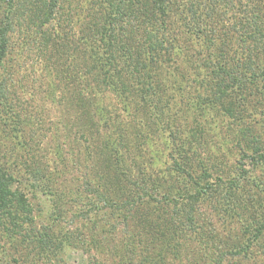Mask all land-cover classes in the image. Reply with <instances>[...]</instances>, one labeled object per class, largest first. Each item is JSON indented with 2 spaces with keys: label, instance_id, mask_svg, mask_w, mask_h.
<instances>
[{
  "label": "rangeland",
  "instance_id": "obj_1",
  "mask_svg": "<svg viewBox=\"0 0 264 264\" xmlns=\"http://www.w3.org/2000/svg\"><path fill=\"white\" fill-rule=\"evenodd\" d=\"M16 2L10 7L0 0V19L6 16L9 21L0 84L14 111L12 119L7 112L0 118V148L12 150V145H17L15 140H22L24 143L17 146L26 165L19 164V173L40 167V177L46 180H32L34 195L25 189L33 207V227L46 224L45 215L50 210L59 209L68 219V223L54 224L53 233L74 234V246L47 263H112L106 241L109 235L105 239L98 216H73V222L69 220L73 212L87 207L84 193L76 189H84L88 178L96 184L106 182L117 201L128 196L118 192L122 186L112 182L113 173L105 157L108 149L104 148V143L111 142L124 155L132 173L145 180L146 189H153L148 176L159 178L161 194L157 199L161 205L151 201L142 208L140 222L130 228L138 229L144 240L149 238L144 233L153 226L163 233L174 227L176 237L167 238L171 244L165 264H264V233L255 243L241 231L242 226L253 227L256 210L263 213L264 163L240 164V148L253 154L264 139V84L252 86L248 82L240 87L235 80V87L228 89L215 75L214 64L222 56L233 67L231 75L238 78L247 63L257 72L264 63L263 41L239 44L238 34L231 31L229 46L208 57L175 26L181 50L168 63L164 59L151 68L154 88L145 92L125 68L129 87H124L125 92H115L104 82L103 71L83 53L94 39L91 33L102 25L104 0H64L62 9L48 20L42 16L41 0ZM253 2L264 30V0L249 1ZM172 3V17H177L180 9ZM240 4L241 0H235L233 7L221 6L214 19L220 30L227 31L235 22L243 21ZM119 56L127 66L129 58ZM10 135L19 139L12 140ZM171 152L184 157L183 164L199 180V186L170 169ZM204 169L211 177H198ZM217 176L222 182L219 189L214 187L211 195L196 202L194 193L206 183L215 184ZM47 187L51 190L43 194ZM189 187L193 188V201L181 199ZM174 195L180 200L175 208L166 203ZM117 230L123 235L121 225ZM248 238L252 245L247 256L230 254ZM17 264L37 262L32 257Z\"/></svg>",
  "mask_w": 264,
  "mask_h": 264
},
{
  "label": "trees",
  "instance_id": "obj_2",
  "mask_svg": "<svg viewBox=\"0 0 264 264\" xmlns=\"http://www.w3.org/2000/svg\"><path fill=\"white\" fill-rule=\"evenodd\" d=\"M3 1L8 3L10 7L16 6L18 3L16 0ZM63 1L41 0L42 16L46 17L47 20L54 18L62 9ZM173 1L180 9V15L177 17H172L171 5ZM234 1L104 0L102 25L100 30L91 31L94 39L88 47L86 45L83 48L84 58L89 57L90 62L100 71H103L104 82L115 92H125L124 87H129V77L126 70L130 71L131 76H129L131 78L133 76L137 84L142 85L145 92L151 91L154 88L151 68L154 69V65L157 63H164V59H167L168 63L172 60V56L177 55L181 50L178 35L174 33L175 26L192 38L193 45L197 47L198 52H206L208 57L216 55L220 49H226L229 46L227 41L231 31L238 34L237 41L239 44L262 40L264 46V30L261 26V20L256 14L255 3H249L251 0H241L239 8H242L243 21L235 22L234 26L228 27L227 31L219 29L221 26H218L214 21L217 12L222 10L221 6L233 7ZM8 22L6 16L0 19V68L7 53ZM85 50H90V53L87 54ZM159 52L162 54L161 56H158ZM119 53L129 58L127 66L124 67L126 63H121ZM217 60L218 64L217 61L214 62L216 64L215 75L228 89L235 87L236 81L240 82L239 85L237 84L240 87L246 86L248 82L252 86H258L259 83L264 84V63L257 72L254 67L251 68V63H247L243 67V72L239 74V79L231 75L230 69L233 67L230 63H226L222 56H219ZM83 89H86L85 94L87 95L88 89L85 86L82 87ZM3 112H7L8 118L12 119V114H14L12 105L8 102L7 94L0 84V118ZM10 138L13 140L17 137L10 135ZM15 141L17 145L24 143L22 140L21 142L19 140L20 143L18 140ZM17 145L16 147L12 145V150L5 146L4 150L0 148V264H17L32 257L35 258L37 264L42 261L48 264V260L55 259L67 248L74 246V234H70V232L65 234L60 230L59 234L53 233L54 224L58 226L59 222L68 223L66 215L59 209L50 210L46 213V224L41 223L39 227H33V207L25 189L33 192L34 195L36 190L30 189L33 186L32 180H41L42 182H46V180H43L44 177H40V167L30 173L26 169L22 175L19 173V164H26L22 163L23 156L18 152ZM104 148L108 149L105 157H108L107 166L113 173L112 182L122 186L118 192L128 196L117 201V198L111 195L110 189L112 190V188L106 182L96 184L88 178L84 189L80 190L81 186L76 189L84 193V205L87 207L81 211L73 212L69 218L70 222H73V216L75 218H89L92 214L98 216V224L105 239L109 235V239L106 241L108 240L111 249V264H134L136 258L139 259L137 264H165V254L171 244L167 238L175 239L176 237L174 227L171 226L167 233H163L153 226L147 234L144 233L149 236L144 240L138 229L130 228L131 224L140 222L142 208L148 206L151 201L161 205L162 202L157 199V196L161 194L159 191L161 183L158 176H148L147 179L153 188L149 191L143 185L145 180L143 181L132 173V169L125 164L124 155L114 148L111 142L109 144L104 143ZM57 154L61 158L60 150ZM184 160V157L171 152L173 164L170 169L176 174L188 177L193 184L199 186L201 183L198 179L193 178L188 166L183 164ZM245 162H249L252 166L264 163V139L261 141L260 149L253 154H248L242 147L240 148V164L245 165ZM202 173L198 177L201 175L203 178L211 177L206 169ZM213 183L215 184H204L201 190L194 193L196 194V202L202 199L204 195H211L214 187L219 189L222 183L220 176H217ZM45 184L47 183L40 185V188L44 187ZM232 189L237 191L238 187L233 186ZM50 190V188L44 189L43 194ZM78 195L83 194L78 192ZM162 195L165 196V193ZM57 196L58 198L61 197ZM175 196L177 195L166 201V203L171 202L174 208L180 203V200H176ZM182 198L193 201V188L189 187ZM74 200H80V198L76 197ZM241 207L244 208L245 206ZM260 207V211L263 213L260 214L256 210L252 221L253 227H241L243 236H251L255 243L260 241L264 233V205L260 203ZM244 211L245 209L242 210V213ZM187 213L189 214V211ZM119 225L122 226L123 235H120V231L117 230ZM244 242H246L245 245L242 243L241 248L237 251H230V254L236 252L235 254L242 253L247 256L250 251L249 246L252 243L250 238L245 239Z\"/></svg>",
  "mask_w": 264,
  "mask_h": 264
}]
</instances>
